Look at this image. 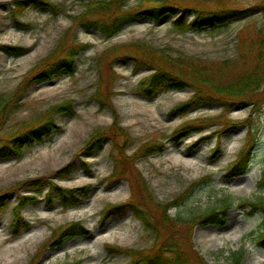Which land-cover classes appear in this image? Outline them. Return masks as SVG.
I'll list each match as a JSON object with an SVG mask.
<instances>
[{
  "label": "rangeland",
  "instance_id": "374dc122",
  "mask_svg": "<svg viewBox=\"0 0 264 264\" xmlns=\"http://www.w3.org/2000/svg\"><path fill=\"white\" fill-rule=\"evenodd\" d=\"M12 1L0 0V45L26 51L16 56L10 49L0 48V110L15 91L24 93H20L19 103L9 106L0 139L37 124L50 108L72 103L71 113L54 115L56 126L49 136L25 145L18 157L0 158V194L6 193L7 200L0 210V238H7L6 245L20 244V256L11 253L14 264H127L131 256L125 252L112 256V246L146 253L153 247L155 233L147 230L133 212L102 220L107 205L131 197L125 179L110 178L114 142L103 138L93 152L86 148L96 130H104L114 122L113 107L103 106L96 97L97 88L105 91L108 85L114 93L112 105L120 115V124L130 133L127 153L133 155L149 141L164 142L162 152L141 155L135 161L160 203L176 201L202 178L208 181L182 205L171 208L172 216L194 218L225 198L231 201L222 223L195 225L191 243L178 239L182 248L199 251L206 264H231L240 250L245 251L241 264H264V243L259 239L262 214H252L256 207L248 205L264 198V83L254 103L247 98L235 102L232 97L209 94L183 115L176 108L190 100L194 89L164 91L148 99L140 81L151 70L133 60L142 52L132 45L145 42L174 57L206 62L233 60L250 68L256 63L258 49H264V0H225L230 8L246 11H238L237 17L223 24L210 20L209 9H217L214 5L177 0L178 4L201 9L200 21L195 23L193 9L185 18L188 26L175 24L177 17L171 13L159 23L152 22L148 15L137 14L112 38L92 25H78L76 35L87 48L77 57L75 73L33 81L29 86L31 71L56 49L72 26L73 16L81 14L85 5L78 0H50L56 8L30 6L19 18L29 26L23 27L12 17ZM146 7L141 0H125L122 10L134 14ZM210 90L207 93L213 94ZM192 120L202 122L203 131L174 140V132ZM204 135L209 138L195 145ZM219 144L216 155L214 148ZM252 148L253 157L246 171H227L229 163ZM68 165L71 174L60 176L59 171ZM36 178H43L40 186L20 188L22 182ZM58 186L88 188V196L80 206L65 209ZM76 222H81L89 233L65 240L56 238L59 229ZM24 237L27 239L22 247ZM1 254L0 249V264H9Z\"/></svg>",
  "mask_w": 264,
  "mask_h": 264
},
{
  "label": "trees",
  "instance_id": "16d2710c",
  "mask_svg": "<svg viewBox=\"0 0 264 264\" xmlns=\"http://www.w3.org/2000/svg\"><path fill=\"white\" fill-rule=\"evenodd\" d=\"M78 1L84 3L85 10L81 14L73 16L72 26L66 30L56 49L31 71L32 78L29 79L27 86L33 81L43 82L64 73L69 75L75 73L77 57L87 48V44L80 41L76 35L78 25H92L100 29L104 36L111 38L122 30L125 22H131L137 14L148 15L150 19L159 22L166 13H171L173 16H177L174 22L180 26H187L185 18L187 12L191 9L194 12L195 23L200 21V17L203 14L201 9L195 6L178 4L176 2L177 0H141L147 7L134 14L123 13L122 9L125 0ZM180 1L187 2L188 0ZM200 1L206 6L207 4H211L217 8L216 10L209 9L212 14L209 17H211V21L221 24L237 17L239 15L238 11H246L230 8L225 0ZM12 4H14L11 11L12 15L16 22L23 27L29 26L19 22L18 18L25 13L28 7L43 8L52 6L56 8L50 0H13ZM132 45L138 51L142 52V56L134 57L133 60L139 66H148L153 70L150 75L143 78L140 82L141 91L148 99H153L163 91L182 90L187 87L194 89L192 98L176 108L182 114H186L199 106L209 94L211 96L220 94L223 99L232 97L235 102L239 99H248L254 103L256 102L254 96L264 83V49L262 47L258 49L256 63L252 67L246 68L245 63H238V61L234 62L233 60L206 62L194 57H174L162 49L151 47L145 42H137ZM1 47L10 49L16 56H20L26 51V48L21 47L11 48L0 45ZM99 89L97 88L96 97L103 106L113 107L114 122L104 130H96L93 134L92 141L87 144L86 148L90 152H93L103 138L113 141L114 152L112 157L114 169L110 178H123L129 183L131 188V197L123 203L107 205L102 211V219L106 221L113 215L124 216L130 210L146 226L147 230L155 233L154 245L147 253L141 250L112 246V256H116L124 251L131 256L128 264H201L202 262L206 264V259L204 260L199 251L194 248L192 250L182 248L178 239L191 243L195 225L200 223H222L224 211L230 206L231 201L225 198L218 206L194 218L183 219L180 215L172 216L170 214L171 208L182 205L185 200L193 195L199 186L207 183L206 177L194 182L176 201L168 204L160 203L156 199L147 180L136 168L135 161L141 155L162 152L164 143L156 140L149 141L143 144L133 155H129L127 148L131 137L128 129L120 124V115L112 105V97L114 95L112 87L108 85L105 91ZM207 89H211L210 91L213 94L207 93ZM20 93L24 92L21 90L15 91L14 96H11L3 104L0 110V130L4 123L3 121L6 119L9 106H12L13 102L19 103L21 101ZM64 111L71 113L72 103L66 102L52 107L45 114V118L37 124L21 128L17 133L15 132L9 137L0 139V158L18 157L25 145L35 140L41 141L44 137L49 136L52 132V127L56 126L54 115ZM202 129L203 123L199 122V120L189 121L174 132V140H180L194 132H201ZM216 149L214 151L218 153L219 146ZM250 153L251 151L247 153L246 157L242 153L238 160L228 166V171L232 173L243 172L244 170H241V165L244 164L243 168H246L250 161ZM68 167L69 165L62 168L58 174L60 176H69L71 170L67 171ZM262 180L264 181V175ZM42 182L43 178L29 179L22 182L20 188L31 189L40 186ZM261 187H264V184ZM57 190L61 204L65 209L79 206L87 197V192L83 188L69 190L58 186ZM77 191L82 192L77 193ZM5 195V193L0 194V210L6 204L7 200ZM248 204L256 207L253 209L252 214L262 213V229L259 234V239L264 243V198L260 197L257 202H248ZM153 211L157 212L155 216H153ZM17 225L19 224L17 223ZM88 233V229L81 222H76L59 229L56 238L65 240ZM60 244H63V242H60ZM244 256V252L240 251L235 253L231 264H241Z\"/></svg>",
  "mask_w": 264,
  "mask_h": 264
},
{
  "label": "bare ground",
  "instance_id": "6f19581e",
  "mask_svg": "<svg viewBox=\"0 0 264 264\" xmlns=\"http://www.w3.org/2000/svg\"><path fill=\"white\" fill-rule=\"evenodd\" d=\"M179 160V159H178ZM187 163H191L192 161L191 160H187L186 161ZM27 238H21V240H22V247H23V245H24V243H23V241L24 240H26ZM28 240H29V238H28ZM6 243H7V238H5V237H1L0 238V249H1V252H2V254H1V256H3V257H6L7 259H8V263L9 264H14L15 263V260H13L15 257H18V256H20V254H21V251H20V244L19 245H17V246H13V245H6ZM18 247V249H16ZM15 253V257H14V255H12L11 253Z\"/></svg>",
  "mask_w": 264,
  "mask_h": 264
}]
</instances>
